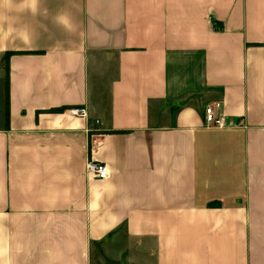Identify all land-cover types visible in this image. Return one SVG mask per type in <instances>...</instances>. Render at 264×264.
Masks as SVG:
<instances>
[{
    "label": "crops",
    "instance_id": "1",
    "mask_svg": "<svg viewBox=\"0 0 264 264\" xmlns=\"http://www.w3.org/2000/svg\"><path fill=\"white\" fill-rule=\"evenodd\" d=\"M0 264H264V0H0Z\"/></svg>",
    "mask_w": 264,
    "mask_h": 264
},
{
    "label": "built area",
    "instance_id": "2",
    "mask_svg": "<svg viewBox=\"0 0 264 264\" xmlns=\"http://www.w3.org/2000/svg\"><path fill=\"white\" fill-rule=\"evenodd\" d=\"M220 102H211L204 108V124L208 128H223L225 127L224 119L217 113L221 109ZM71 116L86 117L84 110L70 109ZM85 174L89 180H106L108 172L106 166L102 163L88 160L85 165Z\"/></svg>",
    "mask_w": 264,
    "mask_h": 264
},
{
    "label": "trees",
    "instance_id": "3",
    "mask_svg": "<svg viewBox=\"0 0 264 264\" xmlns=\"http://www.w3.org/2000/svg\"><path fill=\"white\" fill-rule=\"evenodd\" d=\"M7 56H8V54H7ZM7 86H8V84L6 83V110H7V94H8V92H7ZM65 109L66 108H60V109L52 110L51 112H60V111H63Z\"/></svg>",
    "mask_w": 264,
    "mask_h": 264
}]
</instances>
